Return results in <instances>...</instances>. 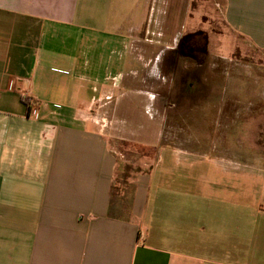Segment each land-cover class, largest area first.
Returning <instances> with one entry per match:
<instances>
[{
    "label": "crops",
    "instance_id": "0c3cea01",
    "mask_svg": "<svg viewBox=\"0 0 264 264\" xmlns=\"http://www.w3.org/2000/svg\"><path fill=\"white\" fill-rule=\"evenodd\" d=\"M176 1L0 0V264H264L263 166L178 185L161 152L116 191L96 111L123 107L127 59L176 41L160 29ZM222 2L264 55V0Z\"/></svg>",
    "mask_w": 264,
    "mask_h": 264
},
{
    "label": "rangeland",
    "instance_id": "374dc122",
    "mask_svg": "<svg viewBox=\"0 0 264 264\" xmlns=\"http://www.w3.org/2000/svg\"><path fill=\"white\" fill-rule=\"evenodd\" d=\"M222 4L177 0L168 6L162 38L177 33L176 41L163 43L160 60L127 59L123 107L115 105L116 95L111 106L97 108L118 156L116 191L154 170L161 152H177L178 163L168 156L174 171L162 169L158 180L172 174L178 185L188 170L197 181L216 175L229 183L234 173L238 178L264 167V55L225 25ZM223 167L228 171L219 172Z\"/></svg>",
    "mask_w": 264,
    "mask_h": 264
},
{
    "label": "trees",
    "instance_id": "16d2710c",
    "mask_svg": "<svg viewBox=\"0 0 264 264\" xmlns=\"http://www.w3.org/2000/svg\"><path fill=\"white\" fill-rule=\"evenodd\" d=\"M191 38L192 37V35H187V36H185L183 39H182V42L184 41V40H187V38Z\"/></svg>",
    "mask_w": 264,
    "mask_h": 264
}]
</instances>
